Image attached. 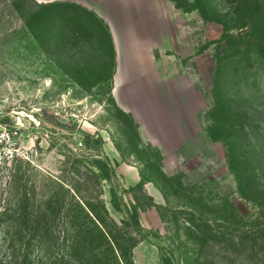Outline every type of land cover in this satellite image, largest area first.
<instances>
[{"label": "rangeland", "instance_id": "rangeland-1", "mask_svg": "<svg viewBox=\"0 0 264 264\" xmlns=\"http://www.w3.org/2000/svg\"><path fill=\"white\" fill-rule=\"evenodd\" d=\"M0 144V264H264V0H0Z\"/></svg>", "mask_w": 264, "mask_h": 264}, {"label": "trees", "instance_id": "trees-1", "mask_svg": "<svg viewBox=\"0 0 264 264\" xmlns=\"http://www.w3.org/2000/svg\"><path fill=\"white\" fill-rule=\"evenodd\" d=\"M86 211L91 216V223L96 231V233L103 239H107L109 243V218L104 212L97 209H93L92 205L85 204ZM83 212L85 210L83 209ZM85 214H87L85 212ZM238 222L241 224L243 223L242 219H238ZM205 233L211 234L210 240L212 242H221L226 251L229 252L234 256H249L250 258L253 257L254 261L257 259H264V233L259 232L254 229H242V226L237 227L233 233V231L226 229L225 231H213L212 227L209 225L204 226ZM263 233V234H262ZM115 254H113L114 257ZM258 259V260H259ZM115 264H120V261L115 255ZM255 263V262H254Z\"/></svg>", "mask_w": 264, "mask_h": 264}, {"label": "built area", "instance_id": "built-area-1", "mask_svg": "<svg viewBox=\"0 0 264 264\" xmlns=\"http://www.w3.org/2000/svg\"><path fill=\"white\" fill-rule=\"evenodd\" d=\"M12 152L8 149L6 150L3 146L0 144V161H8L12 158Z\"/></svg>", "mask_w": 264, "mask_h": 264}]
</instances>
